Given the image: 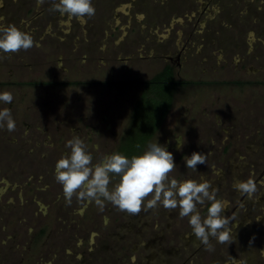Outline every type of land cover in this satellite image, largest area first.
Returning a JSON list of instances; mask_svg holds the SVG:
<instances>
[{
    "label": "rangeland",
    "instance_id": "rangeland-1",
    "mask_svg": "<svg viewBox=\"0 0 264 264\" xmlns=\"http://www.w3.org/2000/svg\"><path fill=\"white\" fill-rule=\"evenodd\" d=\"M0 264H264V0H0Z\"/></svg>",
    "mask_w": 264,
    "mask_h": 264
},
{
    "label": "trees",
    "instance_id": "trees-1",
    "mask_svg": "<svg viewBox=\"0 0 264 264\" xmlns=\"http://www.w3.org/2000/svg\"><path fill=\"white\" fill-rule=\"evenodd\" d=\"M168 69L170 70V73L173 72V67L167 65L162 70L154 74L150 79L122 80L118 82L120 84H135L141 86L142 90L136 104L133 107V110L144 102L150 108L153 118L156 117L155 122L153 123V120L149 121L146 119L148 117L147 116L145 119L149 122L147 123L145 121V127L138 126L137 129H130L122 136L114 156L116 164L120 165L121 169L127 168L139 159L149 140L164 123L174 103L173 94L176 91L175 88H177L178 85H188L193 82L190 80H181L168 76V79L162 80V82L172 84L170 88L160 91H155L154 89L151 91L150 88H152L154 84L159 83V81L161 82L162 75L165 74ZM108 82L112 83V81ZM139 100L141 101L140 104ZM148 124L150 125V128L147 126Z\"/></svg>",
    "mask_w": 264,
    "mask_h": 264
},
{
    "label": "flooded vegetation",
    "instance_id": "flooded-vegetation-1",
    "mask_svg": "<svg viewBox=\"0 0 264 264\" xmlns=\"http://www.w3.org/2000/svg\"><path fill=\"white\" fill-rule=\"evenodd\" d=\"M172 58V57H171ZM167 66V65H166ZM171 66V65H170Z\"/></svg>",
    "mask_w": 264,
    "mask_h": 264
}]
</instances>
